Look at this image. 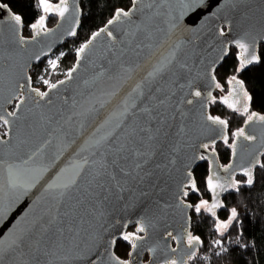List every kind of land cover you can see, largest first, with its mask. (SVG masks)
I'll use <instances>...</instances> for the list:
<instances>
[{"label":"water","instance_id":"obj_1","mask_svg":"<svg viewBox=\"0 0 264 264\" xmlns=\"http://www.w3.org/2000/svg\"><path fill=\"white\" fill-rule=\"evenodd\" d=\"M81 1L66 0L63 17L55 4L57 23L33 29L31 37L23 36L24 24L13 21L16 14L9 7L0 8V116L9 121L6 133H0V248L5 250L0 264H117L113 257L129 264L173 259L189 264L198 245L187 244L195 205L184 192L196 194L197 184L196 190L190 186L192 180L196 183L195 169L208 158L210 177L220 175L226 187L264 152V122L255 118L244 130L256 139L236 138L228 168L216 151L203 147L217 144L228 132L208 119L218 87L215 71L230 48L241 61L259 57L264 0H136L134 8L132 0L129 17L102 27L112 36L102 32L77 57L71 79L62 78L66 82L55 89L29 84L34 66L76 38ZM237 41L247 44V51ZM33 88L49 95L41 99ZM197 90L199 97L193 95ZM156 97L168 99L156 108ZM147 108L154 109L153 116L163 114L162 127L159 119L149 124ZM140 127H150L154 139L141 133L143 143L128 146L147 155L125 151L127 159L113 164L114 149ZM144 160L148 162L135 169ZM37 176L25 192L23 186ZM73 178L77 184L61 198L62 189L55 186ZM208 191L212 204L214 193L209 186ZM216 192L221 205V189ZM132 226V235L140 239L134 249L125 240L131 255L123 259L116 254V242ZM141 226L144 232L138 231ZM21 236L22 246L10 247Z\"/></svg>","mask_w":264,"mask_h":264},{"label":"trees","instance_id":"obj_2","mask_svg":"<svg viewBox=\"0 0 264 264\" xmlns=\"http://www.w3.org/2000/svg\"><path fill=\"white\" fill-rule=\"evenodd\" d=\"M54 2L60 4L61 0H54ZM0 3L6 4L14 14L21 16L24 24L23 36L31 37L34 29L32 25L37 24L43 16V9L38 0H0ZM131 5L132 0H82V24L76 38L66 41L55 52V54L64 53L57 72L65 76L77 60V49L88 41L93 33L105 26L114 17L117 9L128 10ZM58 19L57 13L52 15L47 20L46 27L42 29L53 27ZM47 60L34 66L30 71L33 84L40 75L47 76L50 72ZM241 62L238 51L230 48L222 64L215 71L218 80L215 94L218 98V94L227 93L230 81L235 77L242 82L251 97L249 100L251 111L264 115V44L260 45L259 57L255 65L244 64L242 67ZM59 78L55 76L53 80L58 82ZM210 110L214 117L227 121L228 132L225 136L228 142L225 143L223 138L217 144L210 145V148L216 150L220 161L227 164L232 154L229 145L235 138L233 133L241 129L246 119L220 103L215 95L210 104ZM260 162L264 163V154ZM209 168L208 160H203L198 165L194 171L197 184L196 194L185 198L186 201L195 205L188 232L199 236L202 241L198 244L196 255L189 261V264H264V168L258 165L254 168V183L251 186L244 183L246 178L239 175L237 177L239 185L221 194L222 204L215 210V216L204 209H201L199 213L195 211L196 205L201 200H207L209 203L212 201L207 182ZM233 208L237 210V218L221 234L217 231L216 224L228 221ZM134 231V226L129 227L128 234ZM216 240L221 241V246L213 245ZM221 248L227 250L222 251ZM130 249L131 246L125 240H117L115 251L119 257L128 259Z\"/></svg>","mask_w":264,"mask_h":264},{"label":"snow or ice","instance_id":"obj_3","mask_svg":"<svg viewBox=\"0 0 264 264\" xmlns=\"http://www.w3.org/2000/svg\"><path fill=\"white\" fill-rule=\"evenodd\" d=\"M236 2H239V0H236ZM135 3H136V0H133V8L135 7ZM40 6L45 10V11H48L49 8L51 7L47 0H40ZM8 6L6 4H0V8H7ZM63 9V10H61ZM56 10L57 12L59 13V15L61 17L64 16V12L67 10V4H66V0H61V3L56 5ZM131 15V11L130 10H124V9H117L115 11V14H114V17L113 19L109 20L108 21V24H112L115 20H118L120 19L121 17H129ZM12 19L13 21H15V23L17 25L21 24L22 22V18L20 15H13L12 16ZM44 26V18L41 17L40 18V21L38 22V24H33L32 27L34 29H38V28H43ZM107 31V28H102L100 29L98 32H95L93 33L92 37L87 41V43L83 44L80 48L77 49V57H80V55L82 53L85 52V50L92 44L93 40H95V38L97 36H99L102 32H106ZM37 34H39V32H37ZM70 35H75V31H71L69 33ZM220 34L221 35H224V32L223 30L220 31ZM107 35L108 36H112V33L110 31H107ZM21 39L23 40V37H21ZM237 44L239 45L240 48L244 49L245 51H247L248 49V45L245 44V43H241L240 41H237ZM64 54L61 53V56H63ZM37 60L40 59V57H36ZM258 60V57L253 55L251 57L250 60H242L241 62V66L243 67L244 64H248V63H252L254 61H257ZM48 64L50 65V67L52 69H55L56 68V65H57V60H49L48 61ZM79 66V61H77V65L74 66L73 68H71L67 73H65L66 77L68 79H71L72 78V75L73 73L77 70V67ZM157 71H159V69H157ZM149 77H153L154 76V73H149L148 74ZM31 77H27V80L29 82V84L31 83ZM41 80L43 81V83L45 85H48L50 89H55L57 88L58 84H64L66 81L64 80H60L58 81L57 83H50L49 80L47 79H44L43 77H41ZM233 80L235 81V77H233ZM236 84L240 87V88H243V84L241 81H236ZM18 87L20 89H23L24 85H18ZM140 88V85H137L135 89H133V91H136L137 89ZM32 91L36 92V94L41 98V99H44L45 97H47L49 95L48 92H42V91H39L38 89H35L33 88ZM157 91H162L161 89H157ZM193 95L199 97L201 96V92L199 90L195 91L193 93ZM244 95L245 97H247L248 100H251V97L248 96L247 92H244ZM168 99V97H164V98H160V97H156V105L155 107L158 108L159 106L161 105H164L166 103V100ZM227 102V101H225ZM21 103H23V100L21 99ZM187 103L191 104L192 101L189 100L187 101ZM230 107H232V105H229ZM153 108H147L145 109V112L148 113L149 115V124H151L153 121H156L159 119L160 121V125L161 127L163 126V123H164V120H163V114L160 113V112H156V115L153 116L152 115V112H153ZM243 111L245 113H247L248 111V108H247V105L244 106V109ZM8 115H15V113H9ZM253 118L257 119L258 121L260 122H264V115H257L255 112L251 113L250 115H248V118H247V121H252ZM208 119L211 120L213 123H216V124H221V125H224L225 127L227 126V121L225 120H222L220 119V117H214V116H208ZM0 120H3V123L5 125H7L9 123L8 119H6L5 117L3 116H0ZM145 132H148L149 135H148V139L149 140H152L154 139V136L151 134V128L150 127H140V128H133L131 130V132L129 133V137L130 139L128 140L127 143H124V144H120L118 147H116L114 149V151L117 153V159H114L112 161L113 164L117 163V160L119 159H127L126 156L123 155V153L125 151H131L132 152V155L133 156H136V157H143L145 155H147V153L145 152H142L139 150L138 147H133V148H129V144H132V145H135L137 144V142L139 141V143H143V136L141 135V133H145ZM156 132L159 133L160 132V128L158 127L156 129ZM234 136L236 137H244V139L246 140H249V141H252V140H255L256 137L254 136H250V135H246L245 133V130L243 128L239 129L237 132L233 133ZM224 140H225V143L228 142L227 140V137H224ZM0 143H3V141H0ZM230 147H232L233 149H235V144H231L229 145ZM204 148H208L209 145H203ZM201 159H204L205 157H200ZM148 161L147 160H144L142 162H138L135 164V169H140L143 167L144 164H146ZM259 166L261 168H264V163H261L259 161V159L256 161V163L252 166V168H255L256 166ZM102 167H106L105 165H102ZM252 168H249V169H246L245 172H244V175L247 177L246 181H244V183H246L248 186H251L253 183H254V176H253V171H252ZM121 172H123L125 175H130V173L126 172L124 169H121ZM139 174V173H137ZM76 175H79V173H77ZM97 175L99 176L100 173H97ZM189 176H191V173H189ZM115 177H113L114 179ZM39 179V176L35 177L33 183H30V184H26L23 186L24 188V191L26 192L30 187L33 186V184L35 183V180H38ZM77 184V180L75 178H73L72 180H70L68 183H65L63 185H56L55 187L57 188H60L62 189L59 193V196L61 198H63L65 195L68 194V190H70L74 185ZM13 187H16V184L13 182L12 184ZM191 188L193 190H196V183L194 180L191 181ZM208 186L209 188L212 190V192L214 193V196H213V200L214 202L212 204L209 205L208 201H201L200 204L196 205L195 207V211L197 213H199L201 211V209H204L206 210L207 212L211 213L213 216L216 215L215 213V209L217 207H220V203L218 200H216V196H218V193L216 192V189L217 188H220L221 190H224L225 186L224 185H218V184H213L212 183V178L209 177V180H208ZM49 189L53 188L54 186L53 185H49L48 186ZM102 187V185H101ZM229 187H233V188H236L237 185L235 183L229 185ZM238 190V188H237ZM184 195L187 196L188 193L187 192H184ZM186 207H192L191 204H187ZM237 210L235 208H233L231 210V217L230 219L226 222V223H222V222H217L216 224V228H217V231H219L221 234H223V231L225 229L228 228V226L230 224H232V222L234 220H236L237 218ZM53 220H55V217H53ZM139 232H144L145 231V228L143 226H141L139 229H138ZM169 236H171V233H168ZM124 240H128V241H132V247L133 249L136 247V244H135V240L136 239H140V237L138 236H133L132 234H128V235H125L123 237ZM173 239H175V237H173ZM24 243V240H23V237H18L16 240H14L12 242V245L10 247H13V248H20L22 246V244ZM202 241L200 240V237L199 236H194L192 235L191 233H188L187 235V244L190 248H193L195 245H198V244H201ZM213 245L214 246H221V241L220 240H216L213 242ZM222 251H226L227 249H223L221 248ZM5 250L3 248H0V255L3 254ZM173 251H175V249H173ZM219 255V253H217ZM129 255H131V253H129ZM196 255V252L195 251H192L189 256H188V259L191 260L192 258H194ZM113 259H116L117 260V264H129L128 261H123V260H120L118 257H113ZM93 264H95V262H93ZM167 264H177V261L175 259L167 262Z\"/></svg>","mask_w":264,"mask_h":264},{"label":"flooded vegetation","instance_id":"obj_4","mask_svg":"<svg viewBox=\"0 0 264 264\" xmlns=\"http://www.w3.org/2000/svg\"><path fill=\"white\" fill-rule=\"evenodd\" d=\"M236 81H239V80L238 79H235V81L234 80H231L230 81V85H229V89H228V92L227 93L224 92V93L218 94V98H217V95L216 94H215V96H216V99H218L220 103L226 105L228 108H230L234 112L238 113L241 117H245L246 120L244 121V123H243V125L241 127V128L244 129V126L249 122L248 121L246 123L247 118H248V115H250L251 113H253V111H251V109H250V102H249V100L244 95V92H246L245 88L244 87L243 88H240V89L235 88ZM231 84H233L234 86L231 87ZM225 101H227V102H225ZM229 105H232V107H230ZM245 105H247V108H248L247 113H245L243 111ZM255 113H258V112H255ZM226 128H228V127H226ZM227 131H228V129H227ZM236 138L237 137L235 136V138L233 139V141H232L231 144H233L235 142ZM208 149L211 150V151H216L214 148H210V146L208 147ZM231 150H232V154H231L230 161L227 164H224V163L221 162V165H222L223 168H228V166L230 165V163L232 161L234 149L231 147ZM263 154H264V152L261 154V157H262ZM204 160H208V162L210 164V167H211V161L208 158H205ZM253 171H254V168H253ZM194 175H195V172H194ZM239 175L247 179V177L244 176L242 173H240V172L236 173L235 175H233L232 179L230 180L229 184L226 185V187L224 188V190H221V193H225V192L229 191L230 188H231V187H229V185H231L233 183H236L238 181L237 180V177ZM215 176L212 178V183L213 184L222 185L221 183H223V178L220 175H217L216 177ZM209 177H210V168H209V176L207 178V181L209 180ZM190 195H193V194H190ZM190 195L188 194L187 196H190ZM187 196H185V198H187ZM132 233H134V232H132Z\"/></svg>","mask_w":264,"mask_h":264},{"label":"rangeland","instance_id":"obj_5","mask_svg":"<svg viewBox=\"0 0 264 264\" xmlns=\"http://www.w3.org/2000/svg\"><path fill=\"white\" fill-rule=\"evenodd\" d=\"M38 2H39V4H40V0H38ZM47 2H48V4L51 6L50 8H49V10L48 11H45L42 7V9H43V18H44V28L46 27V24H47V20L52 16V15H56V12H53V10H54V5L55 4H58V3H56V2H54V0H47ZM39 22V21H38ZM38 24V23H37ZM64 54V53H63ZM63 56H61V53H57V54H52L49 58H48V60H47V67H48V70L50 71L49 73H48V75L47 76H45L44 74H42V75H40L39 76V78H38V80L33 84L35 87H37V88H39V89H41V90H46L49 86L48 85H45L44 83H43V81L41 80V77H43L44 79H47V80H49V82L50 83H56V81H54L53 80V77H55L56 76V78H59L58 80H61L62 78H64V77H66V75L65 76H63V74H61L60 72H57V68L60 66V59L62 58ZM49 60H57V65H56V68L55 69H52L51 67H50V65L48 64V61ZM63 76V77H62ZM232 80H233V78H232ZM47 87V88H46ZM44 88H46V89H44ZM0 133H2V134H5L6 133V127H5V124L3 123V124H0ZM236 185H239V181H237L236 183H235ZM202 201V200H201ZM200 201V202H201ZM203 201H207V200H203ZM200 202L198 203V204H200ZM208 203H209V201H208ZM227 222V221H226ZM226 222H222V223H226ZM233 223V222H232ZM231 225V224H230ZM229 225V226H230ZM228 226V227H229ZM227 229H225L224 231H223V233L226 231Z\"/></svg>","mask_w":264,"mask_h":264},{"label":"built area","instance_id":"obj_6","mask_svg":"<svg viewBox=\"0 0 264 264\" xmlns=\"http://www.w3.org/2000/svg\"><path fill=\"white\" fill-rule=\"evenodd\" d=\"M2 135H4V134H2Z\"/></svg>","mask_w":264,"mask_h":264}]
</instances>
